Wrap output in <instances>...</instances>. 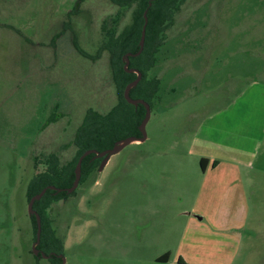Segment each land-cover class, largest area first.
Listing matches in <instances>:
<instances>
[{
  "label": "rangeland",
  "instance_id": "374dc122",
  "mask_svg": "<svg viewBox=\"0 0 264 264\" xmlns=\"http://www.w3.org/2000/svg\"><path fill=\"white\" fill-rule=\"evenodd\" d=\"M78 4L0 0V264H54L34 252L28 185L47 169L51 155L62 165L74 159L75 133L88 110L107 113L119 101L112 55L101 48L103 27L122 32L140 6L84 0L79 10ZM52 38L55 50L45 46ZM160 39L156 64L148 72L159 80V89L146 140L131 141L76 194L49 210L53 228L65 236L63 262L107 264L126 253L139 257L128 247L111 248L113 238L121 236L108 235L103 224L117 218L122 207L116 201L109 209L107 202L144 197L142 168L191 165L189 157L175 159L174 152L187 156L196 149L207 125L222 123V144L233 145L235 112L242 101H252L259 107L253 122L259 143L243 144L252 157L243 169L249 213L237 264L247 256L255 257L250 264H264V0H186ZM211 140L209 135L203 143ZM149 192L150 187L146 197H152ZM161 194L169 197L170 191ZM227 197H233L229 189Z\"/></svg>",
  "mask_w": 264,
  "mask_h": 264
},
{
  "label": "crops",
  "instance_id": "0c3cea01",
  "mask_svg": "<svg viewBox=\"0 0 264 264\" xmlns=\"http://www.w3.org/2000/svg\"><path fill=\"white\" fill-rule=\"evenodd\" d=\"M46 43L45 46L51 47L55 40L52 38ZM245 95H241L240 99L243 100ZM243 108H251V113L241 111ZM258 110V104L252 101L239 104L235 112L236 127L231 133L233 145L226 147L222 144V137L225 136L222 134V123L207 125L203 140L194 142L197 143L196 149L186 153L187 156L174 152L175 159L189 157L191 165L142 168L144 197L107 202L109 209L116 201V205L122 207L117 218L107 219L103 224L108 235L121 236L113 238L115 244L111 248L116 245L128 247L132 253L140 255L130 257L126 253L113 256L107 264H237L242 246L240 234L249 213L244 196L243 169L252 157V152L247 154L243 144L251 141L259 143L253 136V122ZM203 126H199V131ZM209 135L212 140L203 143ZM202 159L207 160L204 168ZM214 162H217L216 166H213ZM174 175L179 177L174 180ZM99 184V180L94 183L95 186ZM148 187L152 197L145 196ZM164 189H169V197H160ZM228 189L233 196L231 198L227 197ZM128 206L134 209L130 210ZM165 256V260H159ZM251 259L255 257H244L242 264H250ZM256 260L261 262V257Z\"/></svg>",
  "mask_w": 264,
  "mask_h": 264
},
{
  "label": "trees",
  "instance_id": "16d2710c",
  "mask_svg": "<svg viewBox=\"0 0 264 264\" xmlns=\"http://www.w3.org/2000/svg\"><path fill=\"white\" fill-rule=\"evenodd\" d=\"M83 1L79 0V10ZM112 2L121 8L128 7L133 3L140 6L139 14L135 15L133 24L124 28L122 32H118L117 26L113 28L103 27L106 40L101 48L112 55L111 64L113 80L119 97L118 104L107 113H101L93 109L87 111L83 122L75 133L73 144L77 149V154L74 159L62 165L59 156L51 155L47 160V169L35 174L29 183L27 188L28 201L48 186H55L60 189L70 188L75 180V168L78 160L86 151L95 150L100 153L114 148L117 143L128 138L139 139L143 136L139 128L146 116V107L141 104L135 107L124 98L126 87L138 77L134 72H127L124 57L126 54H135L139 51L141 32L145 23L144 12L148 10L144 50L139 56L130 57L128 69L136 70L142 74L140 82L130 89V96L136 100H144L151 105L159 89V80L149 78L148 72L156 64L155 54L162 44L161 35L172 23L176 10L186 0H112ZM105 24H107V21ZM76 48H78V45ZM80 52L84 56L86 55L82 51ZM94 157L95 154H91L83 160L79 187L99 171L103 158ZM205 162L207 160H201L203 168ZM216 165L217 162H214L213 166ZM76 193L75 190L72 195ZM70 195L65 191L55 194V191L48 190L42 199L34 204V209L42 219L41 242L37 248L40 253L50 256V260H53L54 264H64L65 236H59L57 230L53 228L49 210L55 202L64 200ZM30 216L34 223L36 242L37 222L34 215ZM37 256L42 257L41 254ZM166 258L167 256L159 260H165Z\"/></svg>",
  "mask_w": 264,
  "mask_h": 264
},
{
  "label": "water",
  "instance_id": "95a60500",
  "mask_svg": "<svg viewBox=\"0 0 264 264\" xmlns=\"http://www.w3.org/2000/svg\"><path fill=\"white\" fill-rule=\"evenodd\" d=\"M147 13H148V10H146L144 12L145 23L143 25L142 32H141L140 49H139V51L137 53H135V54H126L125 57H124L125 69L127 70V72L128 73L134 72V73H136L138 75L137 79L135 81H133L132 83H130L126 87V89L124 91V98L129 104L134 105L135 107H138L140 104L144 105L146 107V116H145L144 120L142 121V123L140 125V128H139L140 131L142 132L143 136L141 138H139V139L138 138H134V137L128 138L127 140H124L122 142L117 143L114 148L106 150V151H103V152H100V153L96 152L95 150L86 151L78 160V163H77L76 168H75V180L73 182V185L70 188L60 189V188H57L55 186H48V187L44 188L39 194L35 195L34 197H32L30 199L29 205H28L29 214L30 215H34L35 218H36V222H37L36 242L34 243V252H35L36 255L41 254L42 257H44V258H50V256H46L44 253H40V250L37 248V246L41 242L42 219H41L40 214L34 209L35 202L39 201L40 199H42V197L46 194V192L48 190L55 191V194H57L59 192H62V191H65L67 194H72L79 187L80 180H81V174H82V171H81L82 170V163H83V160L87 156H89L91 154H95L94 158H103V161H102L101 166L99 168V170H103L104 167L106 166V164L108 163V161L110 160V158L113 155L119 153L121 150H123L128 144H130L131 141L143 142V141L146 140L145 126H146V123H147V121L149 119V116H150V105L147 102H145L144 100H141V99H137L136 100V99H133L130 96V89L132 87L136 86L140 82V80L142 79V74L140 72L136 71V70H129L128 66L130 64V57L131 56L137 57L144 50L145 41H146V28H147V24H148Z\"/></svg>",
  "mask_w": 264,
  "mask_h": 264
},
{
  "label": "bare ground",
  "instance_id": "6f19581e",
  "mask_svg": "<svg viewBox=\"0 0 264 264\" xmlns=\"http://www.w3.org/2000/svg\"><path fill=\"white\" fill-rule=\"evenodd\" d=\"M135 142V141H134Z\"/></svg>",
  "mask_w": 264,
  "mask_h": 264
}]
</instances>
